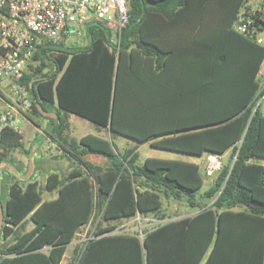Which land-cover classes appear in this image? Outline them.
Wrapping results in <instances>:
<instances>
[{
  "label": "trees",
  "instance_id": "trees-1",
  "mask_svg": "<svg viewBox=\"0 0 264 264\" xmlns=\"http://www.w3.org/2000/svg\"><path fill=\"white\" fill-rule=\"evenodd\" d=\"M249 1L128 0L118 43L96 21L86 26L85 46L42 40L21 81L32 100L29 119L48 121L45 133L74 166L39 182L12 157L31 153L23 136L3 134L0 264H62L86 225L90 239L75 245L68 264H264V166L254 161L264 159L257 105L264 48L234 29ZM168 27L179 43L181 32L192 36L190 46L162 48L159 31ZM167 60L175 63L176 116L160 118L137 91L144 77L153 84L168 70ZM187 97L198 108L189 117ZM70 114L137 144L119 149L96 134L70 138ZM143 144L196 157L230 154L201 192L197 164L141 159ZM90 154L106 163L85 159ZM44 193L56 196L43 200ZM173 203L193 214L178 218ZM149 217L158 224L141 235L123 231L124 222Z\"/></svg>",
  "mask_w": 264,
  "mask_h": 264
},
{
  "label": "built area",
  "instance_id": "built-area-1",
  "mask_svg": "<svg viewBox=\"0 0 264 264\" xmlns=\"http://www.w3.org/2000/svg\"><path fill=\"white\" fill-rule=\"evenodd\" d=\"M245 6L236 16L235 31L264 48V1ZM128 0H0V139L6 131L23 135L31 122L32 100L22 84L27 65L42 40L66 47L86 45V26L101 22L118 43L127 26ZM259 76L264 78V60ZM222 168L218 155L208 154L205 177Z\"/></svg>",
  "mask_w": 264,
  "mask_h": 264
},
{
  "label": "crops",
  "instance_id": "crops-1",
  "mask_svg": "<svg viewBox=\"0 0 264 264\" xmlns=\"http://www.w3.org/2000/svg\"><path fill=\"white\" fill-rule=\"evenodd\" d=\"M251 1L253 2V0H250L248 3V6L255 7V6H258L261 2L260 0H254V1H256V3H254V4L252 3V5H251L250 4ZM159 34L161 36H163V37H161L162 39H161L160 45L166 51H171L172 49H176L179 47L180 44H181V47L188 48L190 46L191 39H192L191 38L192 36L188 35L187 33L181 32L180 34H181V36H184V37H182L184 39L180 40V43H179L178 41H176V37L178 36L177 30H176V28H172V27H168L167 29H164L163 31L160 30ZM165 38H167V40ZM165 65L167 67L166 69H168V70L163 72L161 74V76L155 77L153 80V84L146 77H144L143 81L140 83V86H139V89L137 92H138V99H140L142 101H147V100H153L154 101V106H155L154 111H155L156 116H158L160 118H167V117L172 118L173 116H176L175 102H176V97H177V87H176L177 79L175 76H172V68L175 67V63L172 62L171 60H167ZM260 80H261V88H264V78H260ZM192 100L193 99H189V102H188V97L186 98V104H185V107L183 110L184 111L183 115L185 117L192 116L196 113V111H198V108L194 107ZM262 114L264 115V113H262ZM70 115H73V114H70ZM69 120L70 119L68 118V122H69ZM164 122L166 124V120H164ZM30 123L33 125L32 122H30ZM168 125H170L169 120H168ZM101 129H103V128H101ZM101 129L98 130L99 131L98 134H100V136H102L106 139L112 140L114 142V144L116 145L117 141L115 142L113 137H111V136H113V133H111L107 129H104L107 131V135L104 136L103 131H101ZM68 135L71 138L73 137V132H72L71 127H70V122H69ZM41 136H42L43 140H37V137H35L32 139L30 138L28 141L30 143V145L33 146L32 152L27 154V155H28V157H31L30 160H31L32 165H33L32 175H33L34 179L36 180V179H39L40 177H42L45 180L46 176L49 175L50 173H55V174H58L59 176L67 175L72 170V168L74 166L73 162L70 161L67 157H63V156L61 157V150L60 149L58 152L59 154L52 158L50 155L53 153V148H52L53 144L48 145L49 141H51V138L45 132L44 133L42 132ZM83 136L84 135L81 134L80 138ZM118 136H121V135H118ZM22 140L24 142V139H22ZM119 145L118 144L116 145V146H118L119 149L128 148V147L119 146ZM146 145H148V144H146ZM149 147H151V146H149ZM44 153L46 155H44ZM229 154H230V152H226L225 154L220 156V158L221 159L223 158V160H224V161L221 160L222 164L227 162ZM90 155H92V154H90ZM187 156H191V155H187ZM206 156H207V154L202 155L200 157H197V158H201L200 164H204V167H205V162H206ZM85 159H86V156H85ZM254 161H256L260 165L264 166V159H257ZM186 162H191V163L197 164L199 166L200 172L202 174L201 165L198 164L197 161L191 160V161H186ZM212 180H213V178H210L207 181L204 180V183L207 182L208 187H209ZM205 190H203V191H205ZM48 194L53 195V198L56 196L55 193H48ZM186 216H189V215H186ZM186 216H182V217H186ZM178 218H181V217H178ZM123 225H124V223L122 224V227H123ZM86 226H88V225H86ZM123 231H124V229H123ZM139 234L141 235V233H139Z\"/></svg>",
  "mask_w": 264,
  "mask_h": 264
},
{
  "label": "rangeland",
  "instance_id": "rangeland-1",
  "mask_svg": "<svg viewBox=\"0 0 264 264\" xmlns=\"http://www.w3.org/2000/svg\"><path fill=\"white\" fill-rule=\"evenodd\" d=\"M252 3L254 4V3H256V1L253 0V2L251 1L250 4L252 5ZM257 105L260 106L261 112L264 113V94L259 98ZM69 119H70L69 120L70 127H71V130L73 132L72 138L79 140L81 134L82 135H86V134L100 135V134H98L99 133L98 130H100V129L97 126H95L94 124L87 121L86 119L80 118V117L75 116V115H70ZM31 122L33 123V125L36 128L27 120H23L21 123V126L23 129V135L22 136L24 139L25 149L31 150V152H32L33 146L30 145V143L28 142L29 139L37 137V140H43L41 134H42V132L43 133L45 132V129L47 128L48 121L45 119H42V120L31 121ZM101 131H103L104 136L107 135L106 130L101 129ZM111 137H113L115 142L117 141L116 145L120 144L119 146H124V147L129 148V147H133L136 145L135 141L128 139L126 137H122V136H118V135H114V134ZM50 144H53V147H52L53 153L50 155L53 158L54 156H57L59 154L58 152H59L60 147L57 143L53 142V140L49 141L48 145H50ZM138 152L140 154L141 159H144L147 157H152V158H159V159L183 160V161L195 160L198 162V164L201 163V158H197L196 156H187L185 154L178 153V152H172V151L152 148L146 144L140 145L138 148ZM44 155H46V154L44 153ZM12 157L15 159L16 165L21 166V168L23 170L26 169L27 165L31 161L27 154H25L24 152H20V151H15L14 153H12ZM86 159L93 162V163H96V164L104 165L106 163V159L100 155H88V156H86ZM221 160L224 161L223 158ZM200 165L202 168V175L204 177V180L205 181L209 180L210 178L205 177L204 164H200ZM32 171H33V168H32ZM32 171H31V173H32ZM36 180L39 182H43L44 178L40 177L39 179H36ZM207 187H208V184H207V182H205L203 185V188L201 189V192H203V190L207 189ZM42 198H43V200H51L53 198V195L45 193L42 196ZM170 210H172L171 212H173V213L174 212L178 213L179 217L193 214L186 207H184L178 203H173L170 207ZM157 224H158V222H156L155 220H153L150 217L146 218V219H142V220H140L139 218H136V219L124 222L123 229L126 232H135L136 231V232L141 233L142 229L148 230V229L153 228ZM90 229H91V226L88 225V226L82 228L78 232L75 240L68 246V251L66 252V255L63 259L62 264H68L70 262V260L73 256V249H74L76 244L83 243V242H86L88 240V238H89L88 232Z\"/></svg>",
  "mask_w": 264,
  "mask_h": 264
},
{
  "label": "water",
  "instance_id": "water-1",
  "mask_svg": "<svg viewBox=\"0 0 264 264\" xmlns=\"http://www.w3.org/2000/svg\"><path fill=\"white\" fill-rule=\"evenodd\" d=\"M42 114L48 118H55V114L53 113H47V112H42ZM32 168H33V165H32V162L30 161L29 164H28V172H27V176L30 175L31 171H32ZM3 207H2V204H1V201H0V232H1V227H2V222H3ZM90 238H88L89 240ZM87 240V241H88Z\"/></svg>",
  "mask_w": 264,
  "mask_h": 264
}]
</instances>
